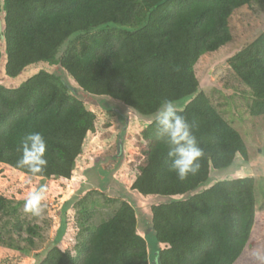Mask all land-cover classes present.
<instances>
[{
	"label": "trees",
	"instance_id": "trees-1",
	"mask_svg": "<svg viewBox=\"0 0 264 264\" xmlns=\"http://www.w3.org/2000/svg\"><path fill=\"white\" fill-rule=\"evenodd\" d=\"M257 1L0 0V61L7 80L50 62L69 36L81 33L56 63L72 87L45 72L15 88L0 83V165L27 177L70 181L97 122L75 90L109 98L142 116L157 112L165 100L192 97L181 114L205 154L199 172L180 180L170 170L168 145L157 137L154 120L139 131L132 155L138 164L129 189L142 199L184 196L211 170L226 169L237 158L247 162L244 141L199 90L194 66L232 41L230 18L241 8L252 11ZM110 24L134 30L89 33ZM244 39L228 67L250 92L249 114L264 116V34ZM30 132L42 133L47 143L42 175L17 167V149ZM12 198L8 189L0 193V212ZM136 215L134 205L122 201L112 216L86 230L75 254L64 244L67 233L39 264H150ZM150 216L163 246L157 264H264V222L255 213L252 177L217 181L186 200L151 206Z\"/></svg>",
	"mask_w": 264,
	"mask_h": 264
},
{
	"label": "rangeland",
	"instance_id": "rangeland-1",
	"mask_svg": "<svg viewBox=\"0 0 264 264\" xmlns=\"http://www.w3.org/2000/svg\"><path fill=\"white\" fill-rule=\"evenodd\" d=\"M230 28L232 41L216 52L200 57L194 66V74L199 90L208 97L212 107L240 134L247 148L248 161L237 158L226 169L211 170L204 183L184 196L142 199L129 189L138 164L132 155L136 153L139 131L155 120L157 112L142 116L109 98L73 90L75 97L86 104L97 118L94 136L78 159V171L73 178L70 181L58 178L41 180L0 165V193L8 189L13 196L0 212V264H7V257L11 259V264H39L67 233L70 236L64 244L71 255L75 254L86 230H92L112 216L122 201H129L136 208L137 233L146 243L150 264H157L156 255L163 246L156 241L151 230L150 207L186 200L217 181L237 177L254 179L255 213L258 221L264 222V116L249 114L252 102L250 92L228 67V60L243 47L246 36L264 34V0L254 2L252 11L244 8L236 10L230 18ZM110 29L134 30L110 24L99 26L89 33ZM79 35L81 33L69 36L57 49L53 60L29 66L12 80L3 77L5 62L1 60L0 83L15 88L32 76L45 72L54 80L72 87L65 72L56 63L78 41ZM191 99L188 96L175 103L181 110ZM111 150V156L105 154ZM40 185L46 187V192L41 202L42 213L37 217L24 211V203L28 194ZM13 250L22 252L16 255L12 254Z\"/></svg>",
	"mask_w": 264,
	"mask_h": 264
},
{
	"label": "clouds",
	"instance_id": "clouds-1",
	"mask_svg": "<svg viewBox=\"0 0 264 264\" xmlns=\"http://www.w3.org/2000/svg\"><path fill=\"white\" fill-rule=\"evenodd\" d=\"M154 123L157 137L163 139L168 145L167 156L170 160V170L175 172L180 180L197 174L200 169V160L205 154L194 135L193 125L181 114L176 103L172 100L163 101L156 113ZM17 151L20 152L16 162L18 168L26 169L33 176L46 172L47 143L42 133L30 132L24 135ZM45 192L44 185L31 191L25 200L24 211L33 216H40L41 202Z\"/></svg>",
	"mask_w": 264,
	"mask_h": 264
},
{
	"label": "water",
	"instance_id": "water-1",
	"mask_svg": "<svg viewBox=\"0 0 264 264\" xmlns=\"http://www.w3.org/2000/svg\"><path fill=\"white\" fill-rule=\"evenodd\" d=\"M72 89V88H71ZM118 152H120V148L118 147Z\"/></svg>",
	"mask_w": 264,
	"mask_h": 264
}]
</instances>
